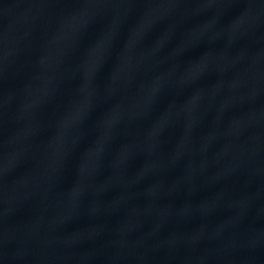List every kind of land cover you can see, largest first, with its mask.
Listing matches in <instances>:
<instances>
[{"label":"water","instance_id":"obj_1","mask_svg":"<svg viewBox=\"0 0 264 264\" xmlns=\"http://www.w3.org/2000/svg\"><path fill=\"white\" fill-rule=\"evenodd\" d=\"M0 264H264V0H0Z\"/></svg>","mask_w":264,"mask_h":264}]
</instances>
